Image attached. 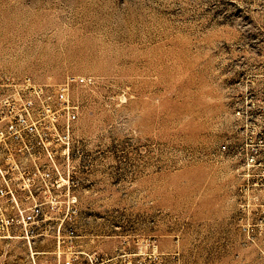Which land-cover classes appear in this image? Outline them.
<instances>
[{"label": "rangeland", "instance_id": "obj_1", "mask_svg": "<svg viewBox=\"0 0 264 264\" xmlns=\"http://www.w3.org/2000/svg\"><path fill=\"white\" fill-rule=\"evenodd\" d=\"M71 75L69 159L0 176V264H264V0H0V106Z\"/></svg>", "mask_w": 264, "mask_h": 264}, {"label": "built area", "instance_id": "obj_2", "mask_svg": "<svg viewBox=\"0 0 264 264\" xmlns=\"http://www.w3.org/2000/svg\"><path fill=\"white\" fill-rule=\"evenodd\" d=\"M91 83V78L71 75L64 83L51 90L45 85L35 83L30 77L22 80L18 85L20 88L18 95L23 105L0 106V150L7 152L6 157L0 155V161L8 162L7 167L0 166V176L42 178L52 181L53 173L47 170L49 164L54 165L59 173L53 146L64 144L69 159L73 124L79 116L80 107L72 100L71 92L75 86H88ZM26 93L32 98L24 101L21 95ZM61 119H64V126L60 130ZM40 162L47 164L41 165ZM57 184L58 181L49 183L46 188L50 189ZM9 193L12 194L7 189H0V197ZM54 200L50 202L53 203ZM75 202L76 198L73 197V203ZM41 211V205H35L31 214L22 217L24 225L38 226ZM13 224V219L6 221V225ZM63 264L82 263H78V257H74Z\"/></svg>", "mask_w": 264, "mask_h": 264}, {"label": "crops", "instance_id": "obj_3", "mask_svg": "<svg viewBox=\"0 0 264 264\" xmlns=\"http://www.w3.org/2000/svg\"><path fill=\"white\" fill-rule=\"evenodd\" d=\"M38 254H40V253H38L37 251H35V255H38Z\"/></svg>", "mask_w": 264, "mask_h": 264}]
</instances>
